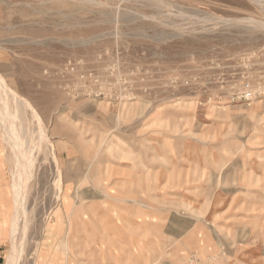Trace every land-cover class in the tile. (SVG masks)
<instances>
[{
    "label": "rangeland",
    "instance_id": "rangeland-1",
    "mask_svg": "<svg viewBox=\"0 0 264 264\" xmlns=\"http://www.w3.org/2000/svg\"><path fill=\"white\" fill-rule=\"evenodd\" d=\"M0 76V264H264V0H0Z\"/></svg>",
    "mask_w": 264,
    "mask_h": 264
},
{
    "label": "bare ground",
    "instance_id": "bare-ground-1",
    "mask_svg": "<svg viewBox=\"0 0 264 264\" xmlns=\"http://www.w3.org/2000/svg\"><path fill=\"white\" fill-rule=\"evenodd\" d=\"M0 84L2 85V88L6 91V93H8L9 95H11L14 98V100H13L12 103H15V106H16V109H15V110H17V114H16L17 115V118L16 119L17 120L18 119H21L22 120V118H24V120L26 121L25 114L23 112H24L25 106L27 105V102L24 100V98L20 94H18L13 88H11L7 84V82L5 81V79L2 76H0ZM5 99H3L4 100V102H3L4 103V112L7 113V114H10L11 115V118H13L12 117L13 116V113H12L13 110L12 111L9 110V106H8L7 100H5ZM31 110L34 111V108L31 107ZM18 117H20V118H18ZM11 120H12L11 121V125H9V126H11L10 127L11 128V134H10L11 135V139L9 140V143H10V146L13 147V150H15V152H14L15 154L13 155L14 160L15 161H17V160L19 161L18 164L16 165V167H17V170L16 171L17 172L18 171L20 172V170L23 171L20 168L22 166L20 164L26 165V168H29L30 165L32 164V163L30 164V162L32 161V158H30V156L28 155V153H26V151H27L29 142L31 143L32 140H33L32 139L33 134L31 133V130L28 129L29 127L28 128L25 127L26 126V122H24L22 124V126L24 125L22 127V129H18L16 127L17 124H18L17 121H15L14 119H11ZM22 122H23V120H22ZM28 137H30L31 139L30 138L28 139ZM30 147H32V145ZM17 178H18L19 182L21 183V185H24V182L27 180L25 174L24 175L23 174L22 175H19ZM21 185H19V183H18V185H16L17 188H15V189L17 190L16 191L17 193H20L19 192V189H20V186ZM22 196L23 195L19 194L18 197L16 198V200L21 201ZM19 203H21V202H19ZM19 205H18V207H19ZM22 211H24V210L20 209L18 211V214L17 215H14L15 217H14V221H13V224H12L13 229L11 231L12 246H11L10 252H9V254L7 256V259H6V263L5 264H19L20 255H21V251L22 250H21L20 247L17 246L16 242H18L17 241V237H18V235H19L20 232L18 233L17 230H18V226H19V222H20V217L22 216V215L19 214V212L20 213H23ZM21 238L24 239V236L22 235Z\"/></svg>",
    "mask_w": 264,
    "mask_h": 264
},
{
    "label": "crops",
    "instance_id": "crops-1",
    "mask_svg": "<svg viewBox=\"0 0 264 264\" xmlns=\"http://www.w3.org/2000/svg\"><path fill=\"white\" fill-rule=\"evenodd\" d=\"M138 223H140V222H138Z\"/></svg>",
    "mask_w": 264,
    "mask_h": 264
}]
</instances>
